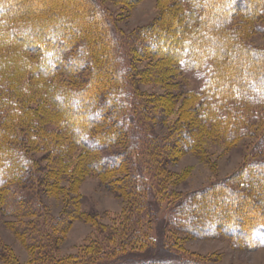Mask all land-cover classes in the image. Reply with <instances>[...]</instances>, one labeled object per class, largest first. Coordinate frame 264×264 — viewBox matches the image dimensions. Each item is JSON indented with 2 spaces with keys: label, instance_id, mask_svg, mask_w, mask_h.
<instances>
[{
  "label": "trees",
  "instance_id": "16d2710c",
  "mask_svg": "<svg viewBox=\"0 0 264 264\" xmlns=\"http://www.w3.org/2000/svg\"><path fill=\"white\" fill-rule=\"evenodd\" d=\"M182 1L187 6L193 3L194 9L183 27L172 20L127 39L136 41L133 56L172 54L174 65L205 81L191 115L184 119L182 112L169 137L156 133L146 119L154 120L161 110L171 109L172 98L167 97L163 105L157 98H140L134 81L150 74L165 75L171 68L140 70L125 64L117 27L97 0H0V208L18 220L16 230L26 236L33 256L30 264H185L139 253L151 240L145 217L162 219L155 198L160 184L179 176L163 164L165 156L179 155L182 146L199 150L204 136L219 134L217 127H226L232 120L234 108L229 101L250 105L253 111L264 107V48L248 46L228 28L240 12L259 15L264 0H175L172 4L182 8ZM36 6L48 12L33 14ZM190 24L194 30H189ZM176 30L181 38L169 40V32ZM143 45L148 50L143 51ZM12 52L18 58H12ZM209 58L215 62L206 71L200 65ZM256 113L252 114L259 116ZM235 135L230 129L229 139ZM148 149L156 170L145 156ZM36 150L45 152L46 165H40L42 159L33 154ZM44 169L46 173L40 175ZM89 173L111 187H127L144 209L120 229L104 231L105 241L90 243L82 256L58 257L55 244L60 236L85 214L81 209L85 197L76 186ZM150 178L155 180L151 183ZM29 187L33 191H27ZM43 192L65 196L67 207L61 215L42 218ZM32 214L37 219L24 221ZM191 222H215L217 230L241 234L249 245L263 244L264 161L253 162L196 195L177 199L167 226L192 233L197 227ZM6 250L0 245V251ZM12 254L8 263L22 264Z\"/></svg>",
  "mask_w": 264,
  "mask_h": 264
},
{
  "label": "rangeland",
  "instance_id": "374dc122",
  "mask_svg": "<svg viewBox=\"0 0 264 264\" xmlns=\"http://www.w3.org/2000/svg\"><path fill=\"white\" fill-rule=\"evenodd\" d=\"M24 1L26 3V0ZM172 1L175 0H97L98 4L108 11L117 27L120 43L126 53L125 64L129 66L130 63L134 69L140 70L155 67L154 69L158 68L162 71L165 67L171 68L170 72L165 75L150 74L148 77L139 79L140 82L134 81L140 98H157L160 105L166 102L167 97L172 98L171 109L161 110V114L154 120L146 119L156 133L169 137L172 134L173 125L181 122L180 116L182 115L185 119L191 115L192 103L205 81L191 70L174 65L172 54L164 56V58L151 54L133 56L136 41H127V39L139 30L157 28L160 25L169 24L172 20L178 21L180 24L178 26L183 27L185 19L189 18V14H193V3L188 4L190 9L187 11L189 6L183 1L181 2L182 8L174 5L175 3L172 4ZM262 9L260 14L255 17L240 12L233 17L228 27L233 30L234 34H238L239 39L247 43L248 46L260 49L264 48V5ZM198 10L201 11V9ZM47 12L48 9L45 7L43 9L41 6L32 7L33 14ZM197 12L195 11L196 15ZM196 23L193 24L197 25ZM194 29L195 27L190 24L189 30ZM177 32V30L169 32V40L173 41L176 35L180 39L181 35ZM148 48L147 45L142 46L143 51ZM161 48L164 49V45ZM11 56L18 58L16 52H12ZM214 62L213 58L205 59L200 66L209 71ZM224 98L225 96L222 95L221 99ZM233 102L235 101L228 102V105L234 108L230 123L226 127H222V125L217 127L221 131L219 134L204 136L203 143H200L201 149L191 151L182 146L179 155L165 156L163 164L169 171L179 174V176L176 180H169L168 183L161 182L162 189L159 193L157 192L155 198L158 200V208H162L158 216L165 219L166 222L161 223L162 219L157 222L155 217L148 215L145 217L151 240L146 243L147 249L144 252H139L140 254L158 259L170 258L185 264H264V243L249 245L241 234L236 235L225 228L217 230L215 222H206V224L191 222V226L197 227V230L192 233L179 231L166 224L172 216L173 203L177 199L196 195L202 190L238 174L242 168L251 163L264 161V107L260 106L256 111H253L250 105L243 106L242 103L234 105ZM148 103L158 106L152 102ZM182 112L184 115L181 114ZM253 112H257L256 114L259 116L253 115ZM146 121H143L144 124ZM230 129L235 131L234 140H230L228 137ZM149 152L148 149L145 156H148L149 159L147 157L146 159L156 170L157 162L153 160L152 156L149 157ZM33 154L37 159H42L41 166L48 163L45 152L36 150ZM45 169L43 170L45 172L39 171V174L46 173L47 169ZM154 180L155 178H150L148 181L152 183ZM62 183L69 186L68 181ZM158 183L155 181V185ZM76 187L85 197L81 204V209L85 214L74 219L67 231L60 236L55 244L58 257L82 256L87 245L101 239L104 242V233L107 230L120 229L130 216L133 217L134 213L144 209L136 203L135 197L127 187H111L108 182L101 180L95 173H89ZM26 190L33 191V188L29 187ZM171 191H173L172 194H170ZM19 192H22L21 187ZM41 197L45 208V212L42 214L43 219H48V214L59 216L67 207L65 196L59 192H43ZM247 197L252 198L251 195H247ZM139 200L142 201L141 198H138V202ZM224 201L227 202L228 199H224ZM213 202L216 201L213 200ZM88 214L96 215V218ZM34 219H37V216L32 214L26 216L24 221L28 222ZM17 221L14 216L4 214L0 208V245L7 249L0 251V264H9L7 256L10 253H13L12 255H15V258L22 264L31 263L33 256L27 247L26 236H22L16 230L18 228ZM113 242L115 243L116 239ZM115 245H120V243H115ZM161 264L165 263L161 261Z\"/></svg>",
  "mask_w": 264,
  "mask_h": 264
}]
</instances>
